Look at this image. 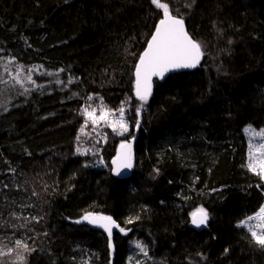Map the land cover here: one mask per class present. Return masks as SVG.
I'll list each match as a JSON object with an SVG mask.
<instances>
[{
  "label": "trees",
  "instance_id": "trees-1",
  "mask_svg": "<svg viewBox=\"0 0 264 264\" xmlns=\"http://www.w3.org/2000/svg\"><path fill=\"white\" fill-rule=\"evenodd\" d=\"M160 2L204 55L142 104L134 70L163 17L152 0H0V250L16 252L0 264H130L134 242L161 264H264L238 227L264 200L241 133L264 128V0ZM19 69L35 73L26 90L9 82ZM101 105L139 120L125 176L120 136L85 118ZM187 142L192 168L172 152ZM200 207L206 230L191 222ZM86 213L118 222L111 247Z\"/></svg>",
  "mask_w": 264,
  "mask_h": 264
},
{
  "label": "snow or ice",
  "instance_id": "snow-or-ice-1",
  "mask_svg": "<svg viewBox=\"0 0 264 264\" xmlns=\"http://www.w3.org/2000/svg\"><path fill=\"white\" fill-rule=\"evenodd\" d=\"M152 3L157 8L163 10V18L156 26L151 39L148 41L147 48L140 55L139 62L135 66V95L142 104L146 103L152 94V77L164 78L165 73L173 69L196 68L204 55L201 44L195 41L185 30L183 18L173 16L169 11V6L165 3H161L160 0H152ZM18 77L19 73H17V83H20ZM26 79L32 81L31 70H29ZM69 83H71V80H69ZM89 99L92 98L89 97ZM99 111L100 115L96 116V108H91V111H89V108L86 107L83 110L85 117L90 118L94 126L100 121H104L107 123L108 127H111L112 130L118 132V134H123V132L128 131L127 125L123 120V107L118 110L120 113L119 119H110L113 116L112 110L107 109L104 105L100 106ZM138 123L139 121H137V124ZM118 129L120 131H118ZM81 131H83V128ZM257 135L264 136V130L257 133ZM77 151L83 154L80 148H78ZM255 153H258V155L250 152L248 168L264 179V144H260L256 147ZM112 163L116 165L115 172L117 174L120 173L121 168L130 169L132 167L130 143H121L120 151L113 159ZM190 216L192 218V224L197 228L207 226L209 213L203 207L197 208L194 212L190 213ZM254 218L261 222L260 225H258L261 231L258 233L252 230L251 235L255 242L264 248V207H261L256 217H248V221ZM82 219L89 224L103 228L109 235V246L111 247L112 229L117 227L112 217L86 213ZM80 222V220L76 221V223ZM130 222L131 221H129V223ZM240 223L244 225L246 221H241ZM121 231L123 232L124 229H121ZM16 245L18 248H23L25 251L30 250L28 246L20 240L16 241ZM137 246L140 247L139 244ZM141 251H144V249L141 248ZM225 251H227V249ZM145 255H147L146 252ZM17 259L20 261V264H23L25 257L20 255Z\"/></svg>",
  "mask_w": 264,
  "mask_h": 264
},
{
  "label": "rangeland",
  "instance_id": "rangeland-1",
  "mask_svg": "<svg viewBox=\"0 0 264 264\" xmlns=\"http://www.w3.org/2000/svg\"><path fill=\"white\" fill-rule=\"evenodd\" d=\"M29 70L30 69H25V70L24 69H19V70L15 71L14 74L13 73H9V77H8L9 78V82L14 83L13 85H16L15 87L21 88L22 90H26V89L30 88L31 86L34 85V79H35L36 76H35V73H33L31 71L32 81H28L26 79V77H27V75L29 73ZM17 73H19V77L18 78L20 80V83H17ZM46 77H48V76H46ZM89 111H91V109H89ZM112 118L119 119L120 118V114L117 115V116H112L110 119H112ZM86 119L91 120L90 118H86ZM123 120H124V122L127 125L128 131L123 132V134H118V132H115V133L118 136H120V138L122 139V143L123 142L129 143V141L131 139H134L135 137H137V134H138L137 130L139 128V123L137 124V121H139V120H137L135 122V127L133 129L130 128L129 118H127L125 115H123ZM131 130H132V133L130 132ZM262 130H264V128H262V129H254V128L250 127V126H245L241 130V133L244 136L245 143H246V150H247L246 168L248 170H249L248 164H249V161H250V152H253L254 154L258 155V153H255V148L258 147L260 144H264V136L257 135V133H260ZM118 131H120V130L118 129ZM196 139H197V137L190 139V141L193 142ZM174 145H175V148H173V149H175V150L172 149V152L175 154V156H176L175 158L177 159V161L183 163L182 165L185 166L186 168H192L191 164H190V166H188L189 163L187 165V162H188L190 156L188 154L184 156V153L187 152V149H185L186 145L190 147L191 143H189V142H187L186 144L180 143V146H179V144H174ZM133 161H134V156H133ZM250 172L256 174L253 171H250ZM260 178H261V176H260ZM261 180H262V182L264 184V179L261 178ZM262 193H263V197H264V186H263V192ZM261 207H264V200H263V204H262ZM259 210L256 213H254V214H252V215H250L248 217H256V214L259 212ZM248 217H246L243 220V221H246V224L241 225V223H239L238 227L243 228L250 235H251V231L252 230H255V231H257L259 233L261 231V229H260V227L258 225H260L261 222L259 220L255 219V218L252 219L251 221H248ZM251 237H252V235H251ZM252 239L254 240L253 237H252ZM138 244L140 245V247L137 246ZM133 247H134V250H133L134 254L132 255V257L130 259V264H161L160 262H156L153 259H151L148 256V254L145 255L146 249L139 242H134L133 243ZM141 248H143L144 251H141ZM15 256H16V252L14 253V251L12 249L11 250H7V251L0 250V258H2V259L6 258L5 261L8 260V259H14Z\"/></svg>",
  "mask_w": 264,
  "mask_h": 264
},
{
  "label": "water",
  "instance_id": "water-1",
  "mask_svg": "<svg viewBox=\"0 0 264 264\" xmlns=\"http://www.w3.org/2000/svg\"><path fill=\"white\" fill-rule=\"evenodd\" d=\"M162 18H163V17H162ZM158 24H159V22L157 23V25H158ZM157 25H156V26H157ZM155 29H156V27H155ZM155 29H154V31H155ZM185 30L187 31L186 27H185ZM154 31H153V33H154ZM187 32H188V31H187ZM153 33H152V34H153ZM151 36H152V35H151ZM151 36H150L149 40L151 39ZM149 40H148V41H149ZM147 46H148V42L146 43V46H145L144 50L142 51V53L145 51V49L147 48ZM142 53H141V54H142ZM141 54H140V55H141ZM138 62H139V59H138L137 63H138ZM137 63H136V64H137ZM189 69H193V68H189ZM189 69H183V68H182V69H173V70H170L169 72L165 73L164 78H165L166 76L170 75V74L173 73V72H178V71H183V70H189ZM164 78H160V77H156V76L152 77V86H153V82H154L155 80L162 81ZM134 79H136V77H135V70H134ZM134 88H135V82H134ZM135 96H136V95H135ZM135 142H136V138L131 139V140L129 141V143L131 144L132 164H133V156H134V146H135ZM123 143H126V142H123ZM120 145H121V144H119L118 147H117V152H116L115 157L117 156L118 152L120 151ZM115 157H114V158H115ZM112 167H113V170H114V172H115L116 165H114V164L112 163ZM131 169H132V167H131L130 169L121 168L119 174H117L116 172H115V173H116L117 175H120V176H125V175H127V174L130 173ZM112 219H113V218H112ZM113 220H114V219H113ZM114 221H115L117 227H114V228L112 229V237H111V239L113 238L114 234H115L116 232H118V229H119V224H118V222H117L116 220H114ZM85 223H86L89 227H91L92 229H94V230H96V231H98V232L103 233V234L109 239V235H108V233H107L103 228H101V227H99V226H97V225L89 224L87 221H85ZM192 225H193V224H192ZM193 227H195V228L198 229V230H206L207 227H208V223H207V226H206V227H205V226H201V227L197 228L195 225H193Z\"/></svg>",
  "mask_w": 264,
  "mask_h": 264
}]
</instances>
